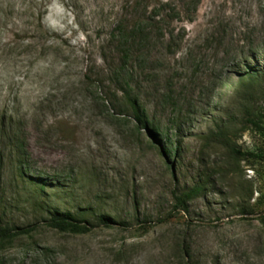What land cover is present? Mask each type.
<instances>
[{"label":"rangeland","instance_id":"obj_1","mask_svg":"<svg viewBox=\"0 0 264 264\" xmlns=\"http://www.w3.org/2000/svg\"><path fill=\"white\" fill-rule=\"evenodd\" d=\"M137 21L122 80L107 36ZM263 107L264 0H0V226L36 227L0 264H264Z\"/></svg>","mask_w":264,"mask_h":264},{"label":"trees","instance_id":"obj_2","mask_svg":"<svg viewBox=\"0 0 264 264\" xmlns=\"http://www.w3.org/2000/svg\"><path fill=\"white\" fill-rule=\"evenodd\" d=\"M152 12V11H151ZM108 41L110 44H112L114 47L117 46L118 51L123 54L122 60L123 65L121 69L119 70L120 78L124 80L122 75L124 74V67L128 60V53H131L130 46H128V43H131L130 41H134L135 38H138L139 40H144V29L141 27V24L137 21V23L133 26L131 29H127L125 27L115 26L110 29L108 33ZM125 48V49H123ZM262 78V75L260 71L257 69H250L246 75L241 77V83L239 86L242 87H250L253 82H258ZM128 82H124L123 88L120 87L118 89L120 92H122L123 96V103L121 104L122 107L125 108L127 112H129L135 122V127L137 129H144L147 131L150 136H157V129L154 127L152 122L149 121L146 113L144 112V109L140 105L138 98L136 95H133L130 93ZM254 119L250 121V123L255 127L259 128V130H263L262 124L264 123V107L260 109L259 112L255 113L253 115ZM16 148V154L18 157V162L23 159V155L25 154V151L22 147V144H16L14 145ZM24 152V153H23ZM167 156H170L172 152L165 151ZM174 154V152H173ZM20 160V161H19ZM18 175L19 177H23L24 174L22 172V165L18 166ZM195 192L197 190H191L186 194L180 195L176 197V204L183 210L186 211V204L187 201L194 196ZM100 222L103 224L108 225L110 223V219L106 218L104 216H100ZM46 225L58 232L61 233H72V234H85L90 231V228L87 225H83L82 222L78 221L76 217L69 213V212H57L55 211L52 213V215L48 218L46 221ZM36 227L29 226L25 228H18L14 226H0V248L5 247L6 245H9L12 243L15 239H18L22 236H30L34 231Z\"/></svg>","mask_w":264,"mask_h":264}]
</instances>
